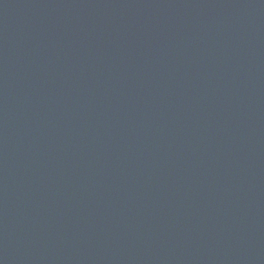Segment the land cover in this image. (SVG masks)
<instances>
[{"label": "water", "instance_id": "95a60500", "mask_svg": "<svg viewBox=\"0 0 264 264\" xmlns=\"http://www.w3.org/2000/svg\"><path fill=\"white\" fill-rule=\"evenodd\" d=\"M0 264H264V0H0Z\"/></svg>", "mask_w": 264, "mask_h": 264}]
</instances>
